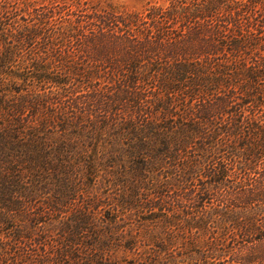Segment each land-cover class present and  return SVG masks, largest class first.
<instances>
[{
  "label": "rangeland",
  "instance_id": "obj_1",
  "mask_svg": "<svg viewBox=\"0 0 264 264\" xmlns=\"http://www.w3.org/2000/svg\"><path fill=\"white\" fill-rule=\"evenodd\" d=\"M72 1L52 5L74 19L76 10L64 8ZM79 2L84 17L94 9L115 13L109 23L117 21L110 26L115 31L92 41L103 53L143 58L116 68L98 62L96 52L98 63L79 60L76 73L50 69L52 77L58 71L69 76L37 89L55 116L45 135L32 123L35 141L42 138L50 148L46 155L28 154L36 142L19 135L11 160L26 174L19 189L4 196L26 197L28 206L14 223L32 229L33 217L53 214L49 220L61 221L49 233L55 246L71 244L89 264H264V68L257 65L264 50L245 54L221 42L243 35L264 43V6L241 13L236 26L223 22L220 2L211 15L169 17L174 6L200 10L209 0ZM155 17L159 34L151 26ZM50 21L62 22L57 15ZM125 21H133L131 33L124 32ZM150 34L149 45L141 43ZM31 114L29 106L19 116L29 121ZM10 221L0 225V237L11 230ZM38 225L47 236L48 221Z\"/></svg>",
  "mask_w": 264,
  "mask_h": 264
},
{
  "label": "trees",
  "instance_id": "obj_2",
  "mask_svg": "<svg viewBox=\"0 0 264 264\" xmlns=\"http://www.w3.org/2000/svg\"><path fill=\"white\" fill-rule=\"evenodd\" d=\"M20 1L22 5L19 4ZM20 1L0 0V225L8 222V218L11 220L8 224L11 230L5 233L4 237H0V264H7L8 261L14 262L16 259L24 261L25 264H89L85 262V257L82 260L78 249L71 244H66L60 248L55 246V237L49 234L55 231L51 225L56 221L53 219L49 220L53 214L33 217L31 219V222H33L32 229L25 227L20 229L21 225L14 223L16 222L15 218L21 216L24 208H27L28 200L26 197L22 200L21 198L10 196V194L9 196H4L7 190L12 193L18 190L20 185H22V176L26 174L18 170L15 161L11 159L16 157L17 155L15 154L19 152L18 147L22 144L19 138L21 133H25L31 138V141L36 142V147L30 149L27 152L28 154L35 153L38 156L39 153H45L46 155L48 151L47 142L42 138L35 141L37 137L32 134V128L35 129V126L32 125L33 121L36 123L37 130L42 132L46 130L48 132L50 129H47V124L49 128L50 121L53 120L50 114L54 116L53 113H49L52 112L49 105L50 99L40 95L37 89L44 86L46 81L65 83L69 76L67 74L60 77L61 74L58 71L56 77H52L49 75L50 69L62 70L66 68L76 73L78 71L76 64L79 63V60L80 62L89 63L90 59H92L97 62L98 53H100L98 62L100 60L104 63L109 62V64L115 65L116 68H122L117 65L136 64L141 61L143 56L136 52H130L128 55L131 59L124 60L125 57L112 59L108 54L102 52L103 45L92 43L94 37L109 35L115 31H111L110 26H118L117 21L109 25L112 20H116L113 12L100 14L97 12L98 9H94L92 13H86L84 17L82 12L85 8L80 4L79 0H73L70 5L66 4L64 7L70 13L76 10L73 13L75 18L71 19V16H68L69 13H67L68 18L62 13L63 9H54L53 0H51L49 6L45 5L42 8L37 6L36 1L38 0ZM219 2L223 3L224 6L223 22H230L234 25L242 18L241 13L248 10L252 11L258 4L264 6V0H246L247 3L242 7H240L237 0H209L210 5H205L203 9L189 11V7L174 6L168 14L169 17L175 18L174 20H188L197 16L204 17L211 15L212 11L216 9L214 4ZM72 4L74 6L73 9L71 7ZM101 7L112 11L115 8L111 3H102ZM54 15H57L62 22L55 23L50 21V17ZM157 15L155 16L157 17ZM159 15L161 16V14ZM156 17L153 20L154 25L151 26L157 32H160L161 23ZM17 18L23 20V23ZM132 22H124L126 24L124 32H132L130 31L132 28L129 29L128 27L129 23ZM198 30L199 28L195 29L194 33H197ZM158 34L154 36V40H157ZM150 36L152 38L153 35L150 34L149 38L146 36L143 40L144 42L141 41V43L146 42L149 45L147 42L150 41ZM38 37L42 38L43 43L40 46H32ZM221 42L226 44L228 50H242L245 54H256L259 50H264V43H260L259 39L243 35L228 42ZM141 43L137 42V45ZM56 45H62L65 49L59 52L60 49ZM28 47L33 48H30V53H24V49ZM41 52L50 58L47 60V57H43L40 54ZM33 54L36 57H33ZM257 65L264 68V61L259 62ZM182 72L184 70L180 69L181 75H183ZM249 77L253 78V76ZM175 80L180 81L182 79L178 78ZM168 81L170 82V79L166 80V82ZM32 83L34 86L30 93L27 86H31ZM29 106L32 114L34 113V118L24 121L19 115L25 109L27 110ZM40 112H42L41 117L35 118V113L40 115ZM49 155L47 157L50 160ZM35 159L37 160L38 157ZM18 160L20 161L19 156ZM29 160L28 158L26 159V161ZM64 167L66 166L64 165ZM29 168L34 170V168ZM42 216H44V219H42ZM47 221L51 229L48 235L44 237L43 233L45 232L42 230L44 225L38 224H45ZM55 224L58 226L61 221ZM13 226L16 228L14 229ZM32 230L35 231L33 232ZM69 240L76 239L69 237ZM103 255L104 253L101 254L102 257Z\"/></svg>",
  "mask_w": 264,
  "mask_h": 264
}]
</instances>
